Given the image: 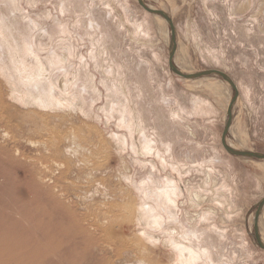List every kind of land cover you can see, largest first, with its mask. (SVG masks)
<instances>
[{
    "label": "rangeland",
    "instance_id": "rangeland-1",
    "mask_svg": "<svg viewBox=\"0 0 264 264\" xmlns=\"http://www.w3.org/2000/svg\"><path fill=\"white\" fill-rule=\"evenodd\" d=\"M143 1L172 19L177 68L217 70L237 87L226 144L264 154V0ZM158 19L136 0H0V35L12 30L25 49L4 44L0 62V216L21 210L15 221L36 230L33 216L46 220L33 208L40 200L55 224L68 222L70 213L50 204L49 190L98 229L100 251L93 252L101 264H177L174 243H187L182 231L191 224L214 264H264L252 228L264 198V161L224 150L233 90L216 76H175L169 26ZM20 75L52 90L54 106L28 97L34 89H25ZM162 95L164 109L178 108L181 125L170 122L168 110L162 114ZM193 99L201 107L194 110ZM141 133L163 151L145 153ZM168 141L176 159L192 161L191 171L176 159L173 167L161 144ZM206 155L218 158L204 170L198 161ZM173 187L178 198L171 195L166 206L160 191ZM146 205L164 221L147 226L139 213ZM258 230L263 241L264 206ZM49 260L69 263L61 253Z\"/></svg>",
    "mask_w": 264,
    "mask_h": 264
},
{
    "label": "bare ground",
    "instance_id": "bare-ground-1",
    "mask_svg": "<svg viewBox=\"0 0 264 264\" xmlns=\"http://www.w3.org/2000/svg\"><path fill=\"white\" fill-rule=\"evenodd\" d=\"M120 5L122 6L121 9L124 10V13H126L127 6L125 4H120ZM108 12L110 14V16H109V18H110L111 17V13H110L111 11H108ZM154 16H156V15H154ZM113 20H114V17H113ZM158 21L160 23H162V25L164 24V20L162 18L159 17ZM96 25H97V30H101L100 27H98L99 25L98 24H96ZM136 27H138V30L141 29V27L138 25ZM3 31H4L3 33H6V35L5 36L0 35V51H1L0 62H3L1 59V56L3 54L2 51L4 48V44L7 45V43H9L8 44L9 47H11L13 50L19 49V51L21 53L25 51L24 47L21 46L22 44L19 41V39L17 38L16 34L11 32L12 30L11 31L10 30H3ZM8 38L10 39V41H8ZM18 64L23 66V68L21 69L22 72H28L29 73L31 71V69H29L28 67L25 66L24 59H20ZM16 66H15V68H16ZM178 67H179L178 69H180V70L182 69L181 71L187 70V68L184 66V64H181ZM36 71L38 72L39 70H36ZM36 71L31 72V73L35 74V73H37ZM18 79H19L18 82L21 83L25 89L27 88V90H28V87H32L34 89V91L29 90L27 92L28 97H30L31 99L45 98V100L42 101L43 105H46V106L53 105L52 100L54 98L51 100V102L48 99V97H51V95H53L52 90L51 91L48 90V88L44 85L43 82L37 80L34 77L29 78V77H23L21 75L19 76ZM12 85H13V87H15L14 83H12ZM208 89H212V88L209 87ZM14 91H18V90L16 88H14ZM34 92H36V94H34ZM164 97L165 96L162 95V98H161L162 102H160V105H159V108L162 111V114H164V112H166L168 110L167 115L170 116V118H171V120H170L168 117L170 122L173 123L175 126L181 125V123L179 121L180 118H179L178 108L176 109V108H172V107L168 106V107H165V109H166L165 110L162 107V103H164V104L169 103V102H167V100ZM191 103H192L193 108L195 110V108L200 106L201 100L193 99ZM167 105H165V106H167ZM175 106L177 107V104H175ZM200 109H203V108H200ZM141 138L143 140L142 145H143V151H145V153L157 154V152H161V150H162L161 148H160L161 149L160 150L159 148H156L153 146V145H155L156 142L155 143L152 141L147 142V140H145V136L143 133H141ZM161 144L164 147V148L163 147L162 148L164 149V153L166 154V157L169 160L174 161L173 167L175 169H177L178 167H177V164L175 163L176 156L174 155L175 151L173 152L172 141H168L166 144L164 142H161ZM229 144H230L231 148L234 147L233 145H231V143H229ZM194 146H195V144H194ZM233 149H235V148H233ZM213 150H214V148H213ZM215 158H218V157H214V158L208 157L207 158V155H206V157H201L200 160L198 161L199 166H205L206 169H204V170H207L209 166L212 167L211 164H214L213 161ZM176 160H177V162H180V164H181V162L184 161V159L182 160V159H178V158ZM185 161H184V163H185L184 169H187V171L188 170L191 171V169L188 168L187 164H191L192 161L188 160L189 163L187 161L186 162ZM179 168L181 169V166ZM174 188L175 187H173L169 191L164 190V189H162L163 191L162 190L160 191L159 197L162 198L164 205L168 206L169 203H174V198L170 197L171 195H174L176 192V188L175 189ZM58 193L60 194V192H58ZM175 196H176V198H178L177 194H175ZM46 197L49 200L50 204L51 205L54 204L58 210H63L66 213H70L68 215V218H67L69 221L66 223L60 222V223L55 224L49 218L50 213L48 210H46L47 207L40 209L41 208L40 200H37L36 203L33 204V208L39 209V212L42 214L41 216L46 220H41V219L39 220V217L33 216V219H34L33 221L36 222L35 224H37L36 230L30 229V228H28L26 230L25 228L20 226V224L17 220L15 221L14 216L18 215L19 212H21V210H19V212L17 211V212L6 213V215L2 214L0 216V218L4 217V218H2V219H4V221H2L3 223L0 224V264H51L49 257L55 253H61L65 257V259H68L69 263H67V264H82L86 260H87L86 262H89V264H99L100 263L99 256H96V254L93 252V250L95 248L99 249V243L100 242H98V240L96 238L97 232L95 233V231L98 229L96 228V230L94 231L95 228L92 229L93 225L88 226V225H84L82 222H80V219H78L74 213H71L67 207H64L61 204V202L57 200V196L55 194H53L52 191L49 192V190H48ZM63 197H62V200L64 199ZM28 206H30V205H28ZM139 210H140V212H139L140 217L142 219H144L147 226H151V225L155 226V225L160 224L161 222L164 221L162 215H160V213L157 215L155 213L154 209L149 207L148 205H146V209L140 208ZM165 221H166V219H165ZM176 221H177V223H180L179 219H176ZM158 226H160V225H158ZM20 228H21V230H20ZM199 229L195 230L193 228L192 224L189 226L187 225V228L182 231L183 235L181 237L183 240H186L187 243H182V242H175L174 243V248H175L174 250H176L177 257H178L177 258L178 259L177 264H197L199 261H202L203 259H204L203 262L205 264H209V262L211 264L217 263V262H212V260L208 256L206 247L199 245L197 243V241L194 240V239L198 240V232L200 233ZM183 236H184V238H183ZM173 240H174V238H173ZM263 241H264V239H263ZM196 248H198V249H196ZM99 251H100V249H99ZM74 257H75V260L73 259Z\"/></svg>",
    "mask_w": 264,
    "mask_h": 264
},
{
    "label": "water",
    "instance_id": "water-1",
    "mask_svg": "<svg viewBox=\"0 0 264 264\" xmlns=\"http://www.w3.org/2000/svg\"><path fill=\"white\" fill-rule=\"evenodd\" d=\"M136 1H137L138 5L143 10H145L149 14L159 16L169 26L170 40H169V53H168V67H169V70L175 76H177L183 80H196V79H200L203 77L216 76V77H219L222 81L226 82L230 86V88L233 90L234 95H233L232 99L230 100L228 107H227V112H226L227 120H226L225 126L223 128L222 136H221V145L224 148V150L229 155L234 156V157H239V158H243V159H256V160L264 161V154H260V153H256V152H252V151L233 149L226 144V136L229 132V128L231 125V111H232L233 105L235 104V102L237 100V96H238L237 87L235 86L234 82L225 73L217 71V70H205V71H200L197 73H188V74L180 71L175 66L174 61H173L175 53H176V49H177V42H176L175 26L173 24L172 19L164 11L149 8L144 3L143 0H136ZM263 206H264V198H262L261 201L256 206V211H255L254 216H253V224H252L254 241H255L256 245L258 246V248L261 249L262 251H264V243L261 240V237L259 235L258 220H259L261 211L263 209Z\"/></svg>",
    "mask_w": 264,
    "mask_h": 264
}]
</instances>
